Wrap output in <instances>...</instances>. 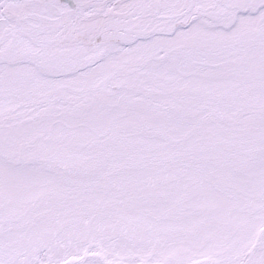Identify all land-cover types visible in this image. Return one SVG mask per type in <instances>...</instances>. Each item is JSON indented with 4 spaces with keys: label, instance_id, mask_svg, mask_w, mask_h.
<instances>
[{
    "label": "snow or ice",
    "instance_id": "snow-or-ice-1",
    "mask_svg": "<svg viewBox=\"0 0 264 264\" xmlns=\"http://www.w3.org/2000/svg\"><path fill=\"white\" fill-rule=\"evenodd\" d=\"M0 264H264V0H0Z\"/></svg>",
    "mask_w": 264,
    "mask_h": 264
}]
</instances>
